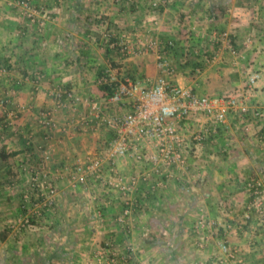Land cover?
Masks as SVG:
<instances>
[{
    "label": "crops",
    "instance_id": "obj_1",
    "mask_svg": "<svg viewBox=\"0 0 264 264\" xmlns=\"http://www.w3.org/2000/svg\"><path fill=\"white\" fill-rule=\"evenodd\" d=\"M17 1L0 0V151L16 153L0 170V264H97L96 253L108 243L117 264H216L226 239L248 264H264V218L256 213L248 221L243 217L250 201L247 182H264V117L254 116L256 110L264 115V0H169L165 10H152L144 0L131 11L124 7L129 3L118 9L112 0H33L53 17L42 33L30 25ZM103 15L108 22L100 20ZM105 28L113 35H106ZM226 31L243 57L237 64L226 44L211 43L215 32ZM122 33L174 40L172 83L201 96L238 95L243 105L204 145L192 144L189 171L169 179L156 174L151 182L140 183L135 192L138 205L126 227L117 222L124 206L120 193L105 182L93 183L88 191L73 188L61 176L66 166L89 156H107L111 133L99 125L92 102L100 103L101 115L129 110L127 103L106 108L97 91L98 71L114 60L138 81L155 83L161 76L155 54L123 59L106 54L102 40L119 41ZM84 48L89 50L87 58ZM215 55V62L206 61V56ZM255 71L262 78L250 89L246 82ZM58 89L72 90L81 100L78 106L57 109L52 93ZM48 110H54L56 121L50 138L40 125ZM86 116L90 127L80 122ZM208 128L213 124L199 116L181 132L191 137ZM40 164L58 188L57 213L17 234L5 225L27 213L24 196L31 185L30 169ZM117 166L127 178L142 169L131 157L118 158ZM105 171L107 178V166ZM161 177L167 185L154 191ZM203 215L218 226L205 232L208 242L200 249L203 233L197 226ZM228 223L233 228L226 232ZM126 256H132L128 263Z\"/></svg>",
    "mask_w": 264,
    "mask_h": 264
},
{
    "label": "built area",
    "instance_id": "obj_2",
    "mask_svg": "<svg viewBox=\"0 0 264 264\" xmlns=\"http://www.w3.org/2000/svg\"><path fill=\"white\" fill-rule=\"evenodd\" d=\"M144 0H125L133 6H139ZM149 8L152 10H165L169 8V0H148ZM17 6L21 8L22 14L26 16L31 26H36L42 33L48 23L53 20L51 13L46 9L38 8L33 0H18ZM152 33V31H151ZM116 45L120 48L125 57H137L147 54L157 56V67L161 76L155 83L151 79L134 82L129 78L118 80L112 70H108L101 82L111 85L119 82L113 94L105 99V106L113 110L115 105L127 103L129 110L124 114L114 113L101 115V105L94 101L90 108L97 115L99 125H104L109 129L111 138L107 142V156H89L85 162L73 166H66L61 173L62 177H67L73 188H83L90 190L93 183L105 182L108 188L122 195L123 210L117 219L118 224L123 226L131 225L133 213L138 205L135 198L140 183L151 182L154 175L160 174L168 179L176 172H187L190 170L188 160L189 150L192 144L202 146L209 136L217 133L218 127L226 123L228 117L241 110L242 100L238 95H226L222 97L201 96L192 88H185L170 81V77L176 73V66L172 60L175 48L174 40H163L158 36L144 35L138 33L135 37L129 33H122ZM232 34L229 31L215 32L211 36V43L218 45L224 43L230 51L234 62L237 64L243 58L236 48ZM249 42V41H248ZM251 43V41L249 42ZM115 45H113L114 47ZM207 62H215L217 56H206ZM201 66L196 68V72H201ZM261 73L255 71L248 76L246 86L253 88L260 80ZM52 96L57 100V109L65 108L69 105L75 108L81 101L72 90L58 89ZM245 112H247L245 110ZM205 116L213 124V128L195 132L191 137L185 136L181 130L194 118ZM254 116L263 119L264 115L256 110ZM87 116L81 119V124L90 127ZM40 125L48 130L49 137L56 127L54 110L42 113ZM69 133L68 127L63 130ZM121 157H131L136 166L142 169L139 175L127 178L119 174L117 159ZM106 166L109 177L106 178ZM31 170L30 193L24 196V209L28 210L21 218L11 222L9 228L17 234L31 228L33 220H40L44 215L51 212L56 205L58 188L51 180L49 174L44 170V164L39 168ZM108 178H110L108 180ZM167 185L164 177L158 179L153 185V190L165 188ZM247 192L250 196L247 209L244 213V220L252 219V214L264 218V182L261 179H251L246 184ZM39 193L32 195V192ZM32 193V194H31ZM33 196L37 203L33 204ZM102 217V212H98ZM131 220V221H130ZM215 224L208 221L205 215L200 219L197 230L203 233L202 240L198 243L200 249H205L208 238L205 232ZM220 223V227H222ZM218 226V225H215ZM231 224L225 225V231H231ZM148 234V232H147ZM111 243L100 248L96 253L97 264H117L118 260L112 252ZM131 254L135 250L131 249ZM132 260V256H126V262ZM216 264H248L241 252L234 247L229 240L220 243V253L216 257ZM140 264H146L140 262Z\"/></svg>",
    "mask_w": 264,
    "mask_h": 264
},
{
    "label": "trees",
    "instance_id": "obj_3",
    "mask_svg": "<svg viewBox=\"0 0 264 264\" xmlns=\"http://www.w3.org/2000/svg\"><path fill=\"white\" fill-rule=\"evenodd\" d=\"M95 35L98 37V40H101L100 34H95ZM105 42L106 43L104 45L106 47V54H108V55L111 54V55L119 57L121 59L123 58V54L121 53L120 48L116 45V43L119 42L116 38L110 37L109 39L105 40ZM113 45H115V46L113 47ZM180 50L182 51L183 49H180ZM82 54H83V56H85L87 58L89 56L88 48H84ZM183 55H185V54H183ZM122 68H123L122 63L114 61V60L110 61V70H112L116 73L118 80H124L127 77L134 82L138 81L135 74L128 72V71L124 72ZM108 70L109 69L105 68L104 70L99 71V81L100 82L97 86V91H98L99 97L102 99L110 97L113 94L114 90L116 89L117 85L119 84V82H115L111 85H108L104 82H101V78L105 77ZM15 155H16V153L8 154L5 149L0 151V170L3 169L6 165V163L8 162V160L12 156H15ZM5 240H6V237L3 236L2 241H5Z\"/></svg>",
    "mask_w": 264,
    "mask_h": 264
},
{
    "label": "rangeland",
    "instance_id": "obj_4",
    "mask_svg": "<svg viewBox=\"0 0 264 264\" xmlns=\"http://www.w3.org/2000/svg\"><path fill=\"white\" fill-rule=\"evenodd\" d=\"M125 2V0H112L111 1V3H112V6H118V9H120V7H121V5H123V3ZM120 6V7H119ZM124 7L125 8H127L128 7V10H132V7H137V6H133L132 4H125L124 5ZM134 10V9H133ZM121 12V11H120ZM108 17H106L105 15H103V17H102V19H100V20H102V21H106V22H108V19H107ZM114 27L113 28H115V26H117V25H113ZM104 30H106V35L108 34V36H112L113 35V32H112V30L110 29V28H105ZM115 30V32L118 30V29H114ZM105 35V34H104ZM103 36V35H102ZM106 40V39H105ZM105 40H102L103 41V43L105 44L106 42H105ZM123 59V58H122ZM109 69H110V63H108V66H107ZM107 67H106V69H107ZM99 68H101V67H99ZM100 70H104L103 68H101ZM99 70V71H100ZM98 71V72H99ZM116 74V73H115ZM99 75V74H98ZM127 78V77H126ZM144 78H146V77H144ZM100 98V97H99ZM100 99H102V98H100ZM29 191V193H30V189L28 190ZM26 193H28V192H26ZM25 193V194H26ZM33 193V194H32ZM31 194L32 195H37L38 193H39V191H37V192H32ZM58 197V196H57ZM34 203H37V202H34ZM34 203H33V205H34ZM57 213V210L54 208L51 212H48V213H46L45 215H44V218L43 219H46L47 221L48 220H50V216H53L54 217V214H56ZM53 214V215H52ZM49 215V216H48ZM22 216H24V214H21L20 216H17L16 217V219L15 220H17V219H19V218H21ZM42 219V222L44 221ZM15 220H13V221H15ZM41 220V219H40ZM34 221V223L32 224V226H31V228H33V227H37V221H39V220H33ZM41 222V221H40ZM11 223H8L7 225H5V227H8L9 225H10ZM45 224V223H44ZM9 228V227H8ZM10 229V228H9ZM11 230V229H10ZM12 231V230H11Z\"/></svg>",
    "mask_w": 264,
    "mask_h": 264
}]
</instances>
